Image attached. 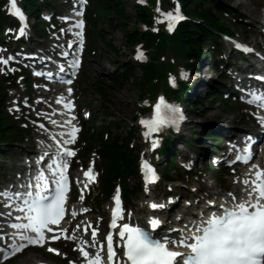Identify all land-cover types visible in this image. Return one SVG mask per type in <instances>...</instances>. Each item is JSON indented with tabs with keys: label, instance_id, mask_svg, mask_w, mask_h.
<instances>
[{
	"label": "snow or ice",
	"instance_id": "1",
	"mask_svg": "<svg viewBox=\"0 0 264 264\" xmlns=\"http://www.w3.org/2000/svg\"><path fill=\"white\" fill-rule=\"evenodd\" d=\"M85 2L86 0H79L81 6ZM8 5L7 11L18 18L19 34L23 35L26 26L25 17L17 7L16 0H8ZM156 10L167 21L169 32L179 20L183 19L178 7L174 12H161L159 7ZM76 14L82 15V12ZM156 22L161 21L157 19ZM74 27L82 30L83 21H77ZM75 35L80 37L82 44V31ZM233 43L238 50L245 53L253 51L246 45ZM71 46L69 42L68 47L71 48ZM59 55L67 58L69 53L63 51ZM137 58H142L139 50ZM15 59L13 55L6 58L0 56V65L8 66ZM40 59L50 60L51 57H40ZM79 65L80 60L73 54L67 64L57 65V72L47 71L34 74L43 76L49 81L56 80L60 83L71 84L72 80L65 78L62 74L67 70L68 74L74 77ZM6 70L15 71L16 69L0 67V72ZM180 75L182 78L187 77V74L183 72ZM254 78L264 82V75H256ZM170 82L174 84L171 77ZM72 91L70 87L67 89L69 95ZM241 91L245 92L250 104H255L258 109H264V86L259 89L242 88ZM64 107L70 110L74 105L69 100L64 103ZM74 119L75 116H72L66 121L71 125V130L67 134L59 133L60 137L67 135L69 138L61 141L53 137L58 147L48 159L46 167H41V162L44 161L45 156H48V153L37 158L35 172L22 186L23 191L0 190V206L9 209L8 212H0V216L9 218L8 227L14 230L11 234H6L2 230L3 226L0 225V241H3L6 236L11 241L6 247H0V254L4 260L22 253L29 246L44 247L47 241H55L64 236L67 240L77 241L75 249H78L84 258L82 264H264V168L256 163H252L248 169L251 175L241 181L244 185L241 189L243 195L237 197L229 191L218 198L209 199L205 201L204 207L199 209L196 215L189 213L186 219L177 217L179 226L167 229L166 233L158 231L163 221L154 215L147 217L144 226H141L139 221L132 222L131 211L127 213L128 219L125 220L119 190H117L113 196L115 206L111 208L109 230L105 237L106 253L104 242L97 239L98 227L93 228L91 222L83 225L77 224L72 229V234L66 235L68 230L61 226V221L65 219L69 190V178L66 175L69 167L67 158L74 156L75 151L65 145L73 144L76 140L79 128L71 123ZM183 119L184 116L177 106L166 103L164 98L160 97L153 107L151 119H141L140 124L146 129L143 135L150 138V134L159 132L169 125L176 126ZM258 122L264 127V116H258ZM52 123L55 124L56 121L53 120ZM40 127L43 128L44 125L41 124ZM254 143L252 137H247L243 148L236 152L235 160L227 161V163L231 165L240 161L248 164L253 159L252 145ZM156 146L157 141L153 139L151 148L154 149ZM140 167L145 182V192H148L147 185L155 183L158 177L154 168L146 160H141ZM91 172V168L84 172L87 178L85 187L88 182L94 180ZM77 182L79 183V180ZM192 190L195 191V189ZM171 201L170 197L169 203ZM186 204L191 205V202L186 201ZM147 207L157 210L163 208L164 205L149 202ZM84 211L87 209H81V212ZM13 213L18 214L13 216ZM71 215L73 217L77 215L74 209ZM13 219L15 222H11ZM181 220L182 223H179ZM81 227L85 234L91 229V240L77 235ZM113 230L118 239L114 238ZM49 233L58 234L49 236ZM86 247L94 249V253L86 251ZM47 250L58 253L57 249L50 246ZM69 264H74V262L69 261Z\"/></svg>",
	"mask_w": 264,
	"mask_h": 264
},
{
	"label": "trees",
	"instance_id": "2",
	"mask_svg": "<svg viewBox=\"0 0 264 264\" xmlns=\"http://www.w3.org/2000/svg\"><path fill=\"white\" fill-rule=\"evenodd\" d=\"M94 8L98 12H101L102 17L96 19V21L102 25L107 23L108 31L104 33L100 32V36L104 41L106 34L112 32H120L124 38V44L130 46L137 42L144 43L148 48L153 47L155 54L171 53L176 59L183 61L188 58L199 56L203 54L201 45L205 41L214 40V33H230V29L222 22L221 11H226L227 8L220 6L219 4H213L210 0H181L185 13L199 23H193L191 21H185L178 25L175 33L172 36H166L163 33L154 35L150 31L139 32L137 23L144 22L150 23V11L147 8H141L133 3V0H93ZM129 2L132 10L131 14L125 11L124 3ZM37 0H27V4L34 9L37 5ZM2 16L0 14V21ZM130 25L133 28H130ZM104 47L115 53L116 50L112 46L104 42ZM149 63L139 66L141 75L138 78L135 75V68L129 63L116 64V80L112 79L108 88H122L126 83L133 82L140 93L139 97H142L145 91L154 92L158 85L154 83L157 79L164 78L163 70L158 63L153 59ZM120 65V66H119ZM173 68V66H169ZM215 86V85H214ZM202 107V105H200ZM105 113L108 115V109L105 105H102ZM115 130L120 131L118 123H113ZM106 129H111L105 125L101 127L96 133V139L100 144L102 150L101 153L105 158V180L104 184L107 190L110 189L111 181L117 177H120L122 182H126L125 176L133 174L134 158L132 157L131 150L127 148L126 138L121 136H112L111 133L104 139L103 132ZM15 126L7 119L2 110V100L0 98V143L11 144L13 140L9 135L17 136ZM129 137L133 135L132 131L127 134ZM210 137V135H204ZM172 145L171 142L167 144V150ZM213 149V147H210ZM166 152V151H165ZM1 154V151H0ZM138 186L132 189L129 186L125 187V194L136 193Z\"/></svg>",
	"mask_w": 264,
	"mask_h": 264
},
{
	"label": "rangeland",
	"instance_id": "3",
	"mask_svg": "<svg viewBox=\"0 0 264 264\" xmlns=\"http://www.w3.org/2000/svg\"><path fill=\"white\" fill-rule=\"evenodd\" d=\"M215 4H219L220 6L233 9L234 13L233 16L235 19H238L242 25H246V28L244 29V26H235L231 23L230 19H223V22L229 26L236 35L240 36L241 39H244L248 42H254L255 44H261L263 37L261 36V30L260 25H249V19L243 16L244 4L240 3L238 0H212ZM259 0H248V9L251 12H260L259 8L257 7V3ZM262 6V4H261ZM125 11L128 14L132 13V10L130 9V3L126 2L124 3ZM236 12V13H235ZM244 19V21H243ZM237 21V22H239ZM107 26H96V32L95 35H93V46L91 47L92 50H88L89 53L87 54L85 58V64L81 73L80 77V83H78V89L80 92H82L83 97L86 99V101L90 104V109L92 111L93 115V121L95 122V126L99 127L103 125L104 122L109 124V126H112V123L117 122L119 123L121 129L118 135L124 136L125 133L130 129L133 122V116L137 112L138 106L140 104V93L138 91L137 86L133 82H128L124 85L121 89H113V88H103V85L107 84L110 79L115 76L116 71V64L118 63H130V51L124 44V38L120 32H112L110 34H106L104 37V41L101 39V36L97 35L98 33L103 31L106 33L105 29ZM130 28L132 29L133 26L130 25ZM101 35V34H100ZM104 42L109 43L112 48H114L117 52L110 53L105 47ZM90 51H94L95 54L90 53ZM135 74L139 78L141 75V72L138 71V69H135ZM101 86L103 88L104 94L101 97V94H98L96 92V89ZM210 92L213 93L210 99L204 98V94L200 93V97L202 99V107L194 108L192 107L188 108L190 110V113L192 114V122L191 125L194 127V133H208V134H217L219 133L217 129V125L220 123H224L227 127L224 128V130H232V128L237 127L241 128L243 125L239 123V120L242 118V115L239 111L234 113H229L226 109L224 104H222L219 100H216L220 94H218L217 90H214L212 86H209L208 89ZM78 91V92H79ZM154 97V95L152 96ZM102 98L107 100L110 105L109 106V113L108 116L105 115V113L102 111L101 105L103 104ZM82 99V97H81ZM215 100V102H212ZM239 107V106H238ZM112 122V123H111ZM92 122H90L91 124ZM231 126V128H230ZM112 135H117V133L114 130L110 131ZM191 137L196 138L190 135L189 132L184 131V139H186L194 148H199L201 150V160L202 163L199 164L198 169L205 168L206 165H208L210 160V149L209 146L211 142L209 139L200 137L198 141L191 140ZM19 146V145H18ZM200 146V147H199ZM15 145L11 146L10 148H6V154L3 155L4 161L0 162V165H6V160L11 165L12 159L15 157V153L13 148ZM26 148L25 144H22V147H17V150L20 148ZM178 150H181L180 145L177 146ZM18 153V152H17ZM182 155V154H181ZM6 159V160H5ZM14 161V160H13ZM166 162H163V165H165ZM13 165V164H12ZM168 170L171 171V175L176 177L177 171H175L173 168L168 167ZM181 174H183L181 172ZM184 175V174H183ZM214 176H217V174H214ZM228 182L230 183L231 178H227ZM208 182H214V178L212 175H209L206 180H199L196 182L195 176L193 177H184L183 181H177L173 186L174 192L179 194V191H184L188 195H193L190 192V188L194 187V185L198 184H207ZM129 185L135 184L134 178H131L128 182ZM187 185V188H183V186ZM209 191V190H208ZM98 193V192H97ZM138 198H141L138 196L135 198L137 200ZM133 199V198H131ZM99 203H102V210H99L100 212L104 211V204L106 203V198L98 197ZM131 203L134 204V201L131 200ZM29 258V259H28ZM30 260L29 264L38 260V259H44V256L41 254H34V253H28L26 256H24L21 259H18L17 261H14L10 264H23L25 260ZM59 263V262H58Z\"/></svg>",
	"mask_w": 264,
	"mask_h": 264
},
{
	"label": "bare ground",
	"instance_id": "4",
	"mask_svg": "<svg viewBox=\"0 0 264 264\" xmlns=\"http://www.w3.org/2000/svg\"><path fill=\"white\" fill-rule=\"evenodd\" d=\"M240 3H243L244 4V9H245V11H243V15L246 17V18H248L249 20H250V22H252L253 24L254 23H259L260 21V19H261V13L260 12H258V13H256V12H251L249 9H248V0H238ZM262 27H264V26H262ZM227 126L224 124V123H220V124H218L217 125V129H218V131L220 132V133H222V131L224 130V128H226ZM17 147H18V145H16L14 148H13V150L15 151V152H17V151H19V150H17ZM200 156H202V155H200ZM201 161H200V159H199V161H198V163H200ZM250 173H249V171H248V169H245L244 171H242L241 172V174H240V176H239V181L241 182L242 181V179L243 178H245L246 176H248ZM242 183V182H241ZM209 184V183H208ZM210 187L212 188V189H214V187L211 185V184H209V185H203V186H200V188L201 189H204V190H208V189H210ZM244 186H242L241 185V189L243 188ZM241 189H240V192H239V194L240 195H243V193L241 192ZM215 192H217V189L215 188ZM215 192H213L212 193V197H210V199H212L213 197H214V194H215ZM187 195V194H186ZM29 259V258H28ZM30 263V260L28 261L27 259L23 262V264H29ZM31 263H32V261H31Z\"/></svg>",
	"mask_w": 264,
	"mask_h": 264
}]
</instances>
